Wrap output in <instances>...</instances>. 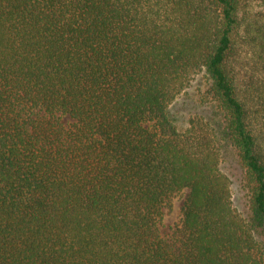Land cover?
Returning a JSON list of instances; mask_svg holds the SVG:
<instances>
[{"label": "trees", "instance_id": "1", "mask_svg": "<svg viewBox=\"0 0 264 264\" xmlns=\"http://www.w3.org/2000/svg\"><path fill=\"white\" fill-rule=\"evenodd\" d=\"M0 264H264V0H0Z\"/></svg>", "mask_w": 264, "mask_h": 264}, {"label": "rangeland", "instance_id": "2", "mask_svg": "<svg viewBox=\"0 0 264 264\" xmlns=\"http://www.w3.org/2000/svg\"><path fill=\"white\" fill-rule=\"evenodd\" d=\"M206 86L205 78L200 75L196 76L190 86L172 102L169 109L178 128H184L186 126V120L192 113L202 114L207 117L214 116L212 104L209 101H204ZM63 119L64 121L67 120L65 117ZM220 168L230 179L234 206L244 217H248L249 211L246 203V195L241 186L242 170L230 149L224 152ZM184 196L185 192L173 201L170 211L164 212L159 224V232L163 237L169 234L171 227L179 219Z\"/></svg>", "mask_w": 264, "mask_h": 264}]
</instances>
